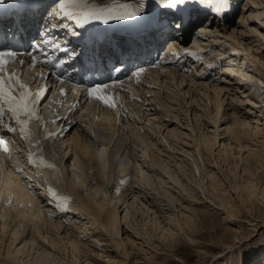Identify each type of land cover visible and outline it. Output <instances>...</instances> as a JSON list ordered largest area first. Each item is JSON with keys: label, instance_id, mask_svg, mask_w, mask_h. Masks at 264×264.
<instances>
[{"label": "bare ground", "instance_id": "1", "mask_svg": "<svg viewBox=\"0 0 264 264\" xmlns=\"http://www.w3.org/2000/svg\"><path fill=\"white\" fill-rule=\"evenodd\" d=\"M97 1H99V3H105L109 0ZM245 4L246 7L243 6L239 9V21L236 25L231 22L230 18L234 15V12L238 11H234L235 9L233 11H230V9L223 20L217 19L213 24H209V22L206 21L205 25H203L204 21L201 23L199 22L200 24L198 23L196 34L199 37H208L207 43L201 42L202 44H199L200 42H198L196 43L198 45L193 43L191 49L184 50L187 53H192L189 55L190 57H187L185 52L182 53V50H179L177 46L172 47V50L175 53L174 56H179L176 63L168 64L163 71L157 74L154 73V75L147 80L146 78H148V76L146 73L144 77L139 79V83H137L136 86L129 88V93L127 94L129 98L130 95L137 96L139 101L135 102L132 99L128 101L126 100L127 97L125 99L122 95H120V101L123 104V108L128 107L126 106L128 105V102L129 106H131L130 116L125 115L122 120L117 116L115 111L106 107H104V109L88 107L76 116L77 122L72 123L71 117L68 118V121H61L62 128L60 127L58 133L61 134L64 132V134L61 138L55 137L53 142H60L64 147L63 151H67L64 152L63 155H60L55 151L53 142L50 143L51 141H49L45 145V156L49 162H53L58 166V171L52 170L50 174H43L41 171H37L36 174L27 175L28 178L33 179L32 183L34 185H39L42 190H40V188H37V190L32 189L30 188L31 184L26 183L23 179L20 181L18 177H13L11 173L8 174L3 171L2 166L4 158H8L15 166L24 169L26 167L28 149L31 148L34 153L38 152V149L33 147L32 144L26 142V145H22V141L19 139L12 137V135L11 137H8L11 140L12 146L14 144L16 146L10 147L11 156L0 152V175L3 176V185L0 187V264H81L80 259L83 257L86 259V264H93V261H89L93 258L97 259L96 264H99L100 262H98V259L102 258V254L104 253L107 254L105 255L106 261H110V258L112 261L117 260V256L114 255L112 251L107 250L108 248L104 246L105 244H103L104 242L101 241V239H103V236H106V240L108 239V241H110L109 243H111L115 249L120 250L121 248L123 250V242L119 240V236L123 230L122 225L120 226V220L134 232L143 230V227H139L135 221V215H137V213L135 214V212H133V208L130 207L135 204H130V200L128 199V195L131 194V199L134 200V203H138L137 201L139 200H147L142 196L139 198V189H141L140 187L143 184L145 187H148L149 190H160L162 192V196L166 198V201L174 207L177 208L176 203H179L180 206H186V208L192 213L200 214V220H197V218H193L192 215L185 216V213L179 209L178 212L180 215H178V226L180 228V232H182L180 234H177V232L170 229V227H165V224L160 225L161 223L155 216L154 218H151L149 221H153L151 222V225H154L156 228L158 227L159 230L162 229V234L158 237L161 242H164L166 239L168 244L173 242L169 241L167 232L173 235L176 233V236L179 239L187 238L190 242L196 241L199 238V233L201 237L207 234L211 239H213L214 235H212V233L218 232L219 238L216 239V242L217 244L223 246L225 250H221V252H219L217 247L206 246L202 239L201 248L199 249L201 251L200 253H203L206 256L209 254L214 256L216 254L215 257H212L214 258L212 261L208 259V261H204L202 264H207L209 261V264H224L226 260L229 261V255L231 256L232 254H229V252L233 250L232 247L235 243L229 240L230 217L228 214L219 218L218 216L220 213L218 209L211 212L210 205L201 201H198L197 204L189 203L187 206L186 203L185 205L174 193L164 189L159 183L158 185H155V182L151 180L150 177H146V170H143V167L139 165H137V167L133 166L134 164L132 160L130 161L132 164L128 161H122L114 166V157L113 154L111 156V149L113 147V139H117V145L119 146L118 149L121 150V148H123L125 144L124 141L126 142V140H124L123 131L126 130L131 132L132 130L129 128V122L134 120L137 125L141 124L139 121H143L142 123L149 122L150 128L153 126L158 130L156 134L159 136L161 143L167 144L168 150H181L182 153H185L187 156L192 158V164L200 174L199 177L201 183L204 182V179L201 177L200 163L197 161L198 159H196L195 154L192 151L187 152L189 148H185L186 150H183V146L180 149H175L180 144H177V146H174L175 148H173L174 144L172 143H179L183 132L176 127L171 130L168 129L167 133L164 135L161 130L164 127L165 130L168 127L167 124L175 123L174 120L180 121V118L182 117L181 116L179 118V113L171 110L170 106H167L161 101V98H153L152 95L155 93L154 90L151 91L152 88L157 89V87H159V91L164 90L162 82L167 80V76L171 77L173 83L176 84V90L172 93L175 98L183 99L185 103L184 97L188 99L189 97H191V99H195L197 98V96H195L196 93L199 94L202 92L206 97L207 102L205 103H207V106L201 108L205 113L210 111V113H206L204 117L208 116V121H211L215 126L212 129L214 130L212 137L206 135L208 133L202 131L203 126L205 129L209 125L206 123L202 125L201 121H199L201 120L199 119V116H203V114H198L197 112L199 111H195V120L199 126H194L198 127L197 129H199V131L198 135L196 134L195 137H193L195 140L193 144H195L197 155L200 160L204 162L203 157H205L209 162L210 156H213V152H215V145L219 142V138H221L219 136V128L222 127L221 131H223L226 136H222V148L218 151V153H214V155L216 154L220 164L222 163L223 166L226 165V167H232L230 168V172L232 171L230 174H233L234 180V183L231 181L232 188L234 190H238V195H240L242 202L247 203L248 208L251 209V214L256 218H261L264 222V178L261 176V174L264 173V124L262 123V127L260 124L261 119L252 118L250 116L249 111L251 109L248 107V113L244 112L243 109L240 108L230 109L228 117L224 120L225 124L219 125L220 119L224 117V115L221 117L223 107L222 104L224 102L223 97L225 95V93L223 94V90H230L228 85L216 83L212 86L209 83L207 76L202 75L197 78L195 75H192V77L188 73L189 75H186L185 77L184 74L188 68H190L189 60H191V58L194 59L192 60L193 62L196 61L198 63V61L200 62V60H202L205 64L212 65L214 62L208 60L213 53H215V50H222L225 53H227L228 50H233L236 54L242 53V56H228V54H224L222 56L219 54V58L224 57V59L221 58V62H223L224 66L221 71H228L236 74L235 79L220 76L222 79H226L224 80L229 83V86L233 84L238 90L246 87L242 90L243 98L246 101H244V104L246 105L248 103L255 110H257L256 107H260L262 109L260 112H263L264 106L257 105L258 102L248 93L249 89L247 86L252 81L257 79L264 87V0H246ZM234 6L236 8V5ZM253 19L257 20L255 21ZM231 23H233L232 27L230 26ZM184 38L182 40L177 38V40L181 46L187 48L188 45L185 43ZM195 40L198 41V37ZM206 49L207 51H204ZM205 52L207 53L204 54ZM181 62L183 64H181ZM180 64L185 70L179 69ZM231 64L234 65V69L231 67ZM193 69L199 73L197 69ZM249 71H252L253 73H250ZM187 77L190 79L187 80ZM236 78H240L239 82L241 85L237 84L238 82L236 81ZM140 81H144L146 85L141 84ZM184 81L185 83L187 81L186 85L188 84L189 88L194 87L193 90L186 89L183 91L182 88H185V86H183ZM200 87H202V89ZM209 88L212 89V94L207 90ZM163 92L164 91L160 93L158 92V96H160ZM171 92V89L166 88V94L171 95ZM178 93L180 94L178 95ZM240 97L238 96L236 98L240 99ZM50 98L51 97L49 96V99ZM256 98L260 104L264 103L263 99H260L259 97ZM240 100L243 101V99ZM152 102L154 104H152ZM193 102H195V100H193ZM155 104L163 109L162 116L165 118L161 123L154 120L158 119L157 111L159 110L153 107ZM209 105H212L211 108L213 107V110L208 109ZM54 109L55 108L48 105V109L46 108L47 114L50 115ZM189 109L191 110L190 107L185 110V112H187V116L189 114ZM145 110L150 111V114H146ZM149 115H151L150 117H153L152 115L156 116L155 118L150 119ZM79 117L81 118L77 119ZM158 117L160 119L161 116ZM118 119L119 122H117ZM99 125L105 128V131L110 134L109 141L100 142L102 144L98 143V146H96L93 151L91 142L95 139L93 135L94 128ZM194 126L189 125L191 130L196 133L195 131L197 129L195 130ZM50 128L51 124H47V129ZM2 130L4 132V129ZM149 146H147V150L142 153V157L157 161L158 154H156V143L150 142ZM159 148L160 146H158V150H160ZM238 151L243 152L240 154ZM245 153L247 154L246 156H244ZM170 157L173 159L172 161L177 162L176 158L172 156ZM238 160H240L239 163L241 166L237 164ZM160 162H164L165 165H168V163L164 160ZM237 165L243 176L238 173ZM260 169L262 170L258 172ZM113 171L116 172L118 177H120V180H118V185L114 187L113 194H111L112 196L109 198L107 197L108 195H105L103 192L105 188L109 189L112 185L111 175ZM184 173L186 174V172ZM189 173V175L195 176L194 169H190ZM171 175L173 176V172H171ZM131 176L132 180H130ZM203 176L209 178V187H202L203 185L199 182L200 180L198 181L199 178L194 181L195 185L202 188L201 190L206 198L218 200V203H215L214 201L212 202L227 210L231 217L235 216L233 214L237 211V209H235L237 204L235 201L232 202V200H230L232 195L228 194L226 187H223L224 184L215 176L214 173H204ZM39 177L43 178L40 183L38 180ZM228 177L229 176H226V178ZM237 179H241L240 182L236 181ZM133 184H137V186H133ZM49 188L53 189L59 195H67L72 198L67 205V211H59L54 205L50 206L48 204V200L45 198L48 196ZM208 188H211L214 192ZM185 190H188L187 186L185 187ZM222 193H226L228 195H221ZM10 197L11 203L8 202ZM45 206L48 208L54 207L55 211L46 215L44 210ZM120 206H124V209L121 210ZM136 210L140 211L139 208ZM149 210L152 212L154 209H147V212L141 210V213L148 216ZM121 212H124L123 217L121 216L122 214H120ZM61 213L77 214L78 217H84L87 221L83 223L80 220L76 221L79 219L78 217L77 219L76 217H73L75 218L73 222L70 221L69 223H66L68 225H62L61 223L63 220L61 222L59 217L55 216L54 218V215ZM153 213L156 215L157 211L152 212V214ZM47 216H50L51 218L45 219ZM70 218L71 217H68V219H65L64 221H67ZM241 218H244L245 220L248 219L245 214ZM142 219L143 218H140V221ZM78 223L80 224L79 226L82 225V229L78 226ZM87 224L91 227L87 228ZM42 226H46L45 231L42 229ZM66 226L69 227L66 228ZM84 228L85 231L88 229L86 233H89L91 229L99 233H96L97 236L93 235L96 244L94 242H90L89 244L87 242H83L82 236L85 235V231H83ZM71 230L75 233V236L71 235ZM144 230H146V228H144ZM125 235L129 238L128 233H125ZM249 235L250 234H248V236ZM147 236L149 240L153 237V235L149 234ZM245 237H247V234H244L241 238H238V240L240 241ZM233 238H236V236L234 235ZM98 245H103V253H100L101 251L98 248ZM170 246L168 245V247ZM251 251L252 253L250 251L245 254L240 253L238 260L236 258V264H245L246 260L249 259L248 257L253 254L254 249H251ZM121 254L122 256L123 254L127 255L124 250ZM24 255L26 256L24 257ZM69 259L70 261H68ZM117 262L123 263L119 259Z\"/></svg>", "mask_w": 264, "mask_h": 264}, {"label": "rangeland", "instance_id": "2", "mask_svg": "<svg viewBox=\"0 0 264 264\" xmlns=\"http://www.w3.org/2000/svg\"><path fill=\"white\" fill-rule=\"evenodd\" d=\"M245 3H246V0H239L238 1L239 8H242L243 6L246 7ZM238 12L239 11L234 12V15L232 17H230L231 22L235 23L234 25H236L239 21ZM253 20L256 21L257 19H253ZM233 23L230 24L231 27L233 26L232 25ZM259 24H261V23H259ZM261 25H263V24H261ZM197 37L198 36L196 34L195 38H197ZM207 40H208V37L200 36V37H198V41L194 40L193 43L195 45H198L196 43H198L199 41H203L204 43H207ZM185 43H186V40H185ZM199 44H202V43H199ZM204 51H207V49ZM206 53L207 52H205L204 54H206ZM200 61H202V60H200ZM193 68L197 69L199 71V73H197L196 70L194 71ZM190 70H192V71H190ZM202 71H204L203 66H197V62L193 63V61H191L190 62V68H188V70L184 74H185V77H186V75L190 74V76L195 75L198 78V77H200V74H201L200 72H202ZM204 72H206V71H204ZM249 72L253 73L252 71H249ZM216 74H219V73L217 72ZM216 74H212L210 77L207 76V78L209 79L208 80L209 83L212 86H213V84H216V83H218V84L220 83L222 85L226 84V85H228V88H230V90L223 88L224 89L223 94L225 93V95L223 97L224 102L222 104L223 107H222L221 117H223V115H224V117L220 119L219 125L225 124L224 120L228 117V113L230 112V109L240 108V109H243L244 112L248 113V111H249L248 109L250 108L251 109L249 111L250 116L252 118L261 119L260 124L263 127L264 109H263V112H260V110H262L260 107H256L257 110H255L252 107H250V105L248 103H247L248 105L244 104L245 100L243 98L242 90H244L246 87L244 89L238 90L235 87V85H233V84H231L229 86V83L227 81H225L226 80L225 78H224L225 80L222 79L220 74L218 75V77ZM223 77H225V76H223ZM189 79L190 78L187 77V80H189ZM221 82H223V83H221ZM186 83H187V81H186ZM186 83H185V81L183 82V86H185V88H182L183 91L186 89H192L193 90L194 87L189 88L188 87L189 85L188 84L186 85ZM233 83H235V82H233ZM258 83H259V80H257V79L252 81L247 86V88L249 89L248 93L251 96H253L254 99L258 102L257 105L264 106V103L260 104V102L256 99V97H259L260 99H263V101H264V98H263L264 97L263 96L264 95V87L261 85V83H259V84ZM162 84L164 85V90L159 91V87H157V89H155V88L151 89V91L152 90L155 91V93L152 94L153 98H155V97L157 99L161 98V101L163 103H165L167 106H170L171 110H174L175 112L179 113V118L181 116L182 117L180 118V121L174 120L175 123H173V124H175L176 126L173 124H167L168 127L164 130L165 127L162 126L164 128L161 127L162 128L161 130L163 131L164 135L167 133L168 129L171 130L172 128H176V127L179 128V130H181V132H183L182 137L180 136L181 137L180 142L176 143V144L172 143V144H174L173 148H175L174 146H177V144H180L175 149H177V148L180 149L183 146L184 147V148L182 147L183 150H186L189 148L187 152L192 151L195 154L196 159H198L197 161L200 163V167H201L200 172L202 174L201 177H202V179H204V182L201 183V180L199 177L200 174L197 172L195 166L192 164V158L187 156V154L182 153L181 150H177V151L176 150L175 151L174 150H168L167 144L161 143L159 136L156 134L158 130L153 126H151V128H150L149 122L148 123L147 122L142 123L143 121H139L141 123L140 125H137L136 121H134V120L129 122V124H130L129 128H131L132 130H131V132H128L126 130L123 131L124 140H126V142L124 141L125 144H124L123 148H121V150L118 149L119 146L117 145L118 144L117 139H113V144H112L113 147L111 149V156L113 154L114 166H116L115 164L121 163L122 161L123 162H127V161L130 162L132 160V162L134 164L133 166L137 167V165H139V166L143 167V170H146V173H147L146 177H148V178L150 177V179L155 182L154 183L155 185L156 184L158 185V183H159L164 189L174 193L177 197H179L185 205H186V203H187V206L189 205V203L190 204H197L198 201H201L203 203H206L207 205L208 204L210 205L211 212H214V211H216V209H218L219 213H220L218 216L219 218L224 217L225 214H228L230 217L229 218V221H230L229 222V226H230V228H229V240H231L235 244L232 247L233 250L229 252V254L232 253L231 256L229 255V261H227L225 259L226 261L224 262V264H236V262L238 260V256H240V253L245 254V253H248L249 251L252 253L251 249H254L253 254H251L250 257H248L249 259L246 260L245 264H263L264 263V246H263L264 245V242H263V240H264V222L261 218H256L251 214V212H250L251 209L248 208L247 203L242 202L240 195H238V190H234L232 188V183H234L233 174H230L232 172V171L230 172V168H232V167L231 166L226 167V165L223 166L222 163L221 164L219 163V160L217 159L216 154L214 155V153H218V151L222 148L221 147L222 146V139H221L222 136L223 137L226 136V134L223 131H221L222 127L219 128V136L221 138H219V142L215 145V152H213V156H210L209 162L207 161V159L205 157H203L204 162H202L200 160L199 156L197 155L195 144H193L195 142L193 137H195L196 134L198 135V131H199V129H197L198 127H196V126H199L195 120V111L196 110L199 111V112H197L198 114H200V113L203 114V116H199V119H201V120H199L197 118L199 121H201L202 125L204 123L209 125L205 129L203 126L202 131L207 132L208 134H206V135H209L211 137L213 135L214 130H212V129L214 128L215 125L211 121L210 122L208 121V116L204 117V115H206V113H208V114L210 113L209 110H213L212 109L213 107L211 108L212 105H209V107H208L209 112L205 113L201 107L207 106V103H205V102H207V100H206V97L203 95L202 92H200L199 94L196 93L195 96H197V98H195V99H191V97H189V99H188V98H185L183 96L185 99V103H184L183 99L175 98V96L172 94L176 90V84L173 83V80L171 79V77L167 76V80L162 82ZM166 88L171 89V91H172L171 95L166 94ZM200 88L202 89V87H200ZM207 90L210 91V93L212 94V91H211L212 89L209 88ZM162 91H164V92L161 93L160 96H158V92L160 93ZM179 94L180 93H178V95ZM167 96H168V98H167ZM238 96L239 97L241 96L240 99H243V101L236 98ZM235 99H238V100H235ZM175 100H177V101H175ZM193 100H195V102H193ZM172 101H175V102H172ZM138 103H140V102H138ZM249 103H251V102H249ZM152 104H154V103L152 102ZM155 105H153V107H155L159 110L157 111L158 115L156 114L158 119H154V120H156V122L161 123L163 121V119L165 118L164 116H162L163 109L161 107H159L157 105L155 106ZM199 105H202V106H199ZM188 107H190L191 110L189 109V114L187 116L186 115L187 112H185V110H187ZM145 112H146V114H150L149 113L150 111H148V110H145ZM156 115H152L153 117H150L151 115H149V118L153 119V118H155ZM158 116H161L160 119ZM80 118L81 117H79L77 119H80ZM159 120H161V121H159ZM206 124H205V126H206ZM146 125L148 128L146 127ZM186 125H188V126H186ZM189 125H193V126L196 125V126H194L195 130L197 129L195 131L196 133H194L193 130H191V127H189ZM105 130L106 129L100 125L98 127L94 128V134L93 135H94L95 141L92 138V140H93L91 142L92 150L95 149L96 146H98V143H100L102 141L106 142L107 140L109 141L110 134ZM192 132L194 135L192 134ZM184 133H185V135H184ZM187 133H188V135H187ZM139 138H141V139H139ZM225 139H223V140H225ZM150 142H152V143L155 142L157 145V147H155V148H157L156 154L159 155V156L157 155V158H158V160L156 158L157 161L151 160L150 158L142 157L143 156L142 153L145 150H147L146 148H147V146H149ZM100 144H102V143H100ZM162 145H163V147H162ZM53 146H54L55 151L60 155H63V153L67 151V150L63 151L64 147L60 142H57V143L53 142ZM158 146H160V148H159L160 150H158ZM236 150H239V149H236ZM238 152H240V151H238ZM242 152H240V154H242ZM182 155H184V156H182ZM246 155L247 154L245 153L244 156H246ZM170 156L176 158L178 164H177V162L172 161L173 159ZM162 160L167 162L168 165H165L164 162L163 163L160 162ZM132 162H130V163L132 164ZM239 162H240V160H238L237 164L241 166V164ZM160 163H161L162 168L160 166ZM238 165H237V167H238ZM190 169H194L195 176L189 175ZM261 170L262 169L258 170V172ZM170 171L173 172V176L171 175ZM184 172H186V174ZM204 173H214L215 176L224 184L223 187H226L228 194L232 195L230 200H232V202L235 201V203L237 204V206L235 208V209H237V211H235L234 212L235 214H233L235 216L231 217L230 214L227 212V210H225L224 208H222L219 205H216L215 203H218V200H215L213 198H211V199L206 198L203 194V191L201 190L202 188H199L197 185H195L194 181L199 178L198 181L200 180L199 182L201 183V185H203L202 187H205V188L209 187L210 180L208 177L203 176ZM238 173H240V175L243 176L239 167H238ZM226 176H229L230 179H229V177L226 178ZM261 176L264 178V173L261 174ZM118 180H120V177H118L116 172L113 171V173L111 175L112 185H111V187H109V189L105 188L104 192H103L105 195L106 194L108 195L107 197L110 198L112 196L111 194H113L114 187L116 185H118ZM130 180H132V176H131ZM240 180L241 179H239V180L237 179L236 181L240 182ZM180 181H181V184H180ZM231 181H233V182L231 183ZM133 186H137V184H133ZM186 186L188 187L187 191L190 194L185 190ZM140 188L141 189H139V191H140L139 198H141V196H142V197H145L147 200H143V201L139 200V201H137L138 203H134V200L131 199V194L128 195V199L130 200L129 201L130 204H135V205H132L133 207L130 206L131 208H133V212H135V214L137 213V215H135V217H136L135 221L137 222L139 227H141V226L143 227V230H144V228H146V230H144L146 232H144L143 230L134 232L132 229L128 228L120 220V226L122 225L123 230L121 232V235L119 236V238H120L119 240L123 242V245H124L123 250L127 253V255L123 254V256H122L121 252L123 253V250L121 248H120V250L115 249L113 247V245L111 243H109L110 241H108V239L106 240V238H105L106 236H103V239H101V241L104 242L103 244H105L104 246H106L108 248L107 249L108 251H112V253H114V255L117 256V260L112 261V259L110 258V261H106L105 255H107V254L104 253V254H102V258L98 259V262H100L99 264H101V263H105V264H135V263H138V264H202L204 261H208V259L212 261L214 259L212 257L216 256L215 253H214L215 254L214 256H212L210 254L208 256H206L205 254L200 253L201 251L199 249L201 248L202 239H203L206 246L217 247V250L219 252H221V250H225L223 246L217 244V242H216V239L219 238L218 232L212 233V235H214L213 239H211L207 234L201 237L200 233H199V238L194 242H190L187 238H180L179 239L176 236V233L173 235V234H169V232H167V236L169 238V241H173V242L168 244V241H166L167 239L164 240V242H161V240H159L158 237L162 234V229L159 230L158 227L156 228L154 225H151L152 224L151 222H153V221L149 222L151 218H154V216H155L157 218V220H159V222L161 223L160 225L165 224L166 225L165 227H170V229H173L174 231H176L177 234H180L182 232H180V228L178 226V215H180L178 210L181 209V211L185 213V216L192 215V217L195 219L197 218V220H200V214L199 213H195V214L192 213L190 210H188L186 208V206H180L179 203H176L177 208L174 207L168 201H166V198H164L162 196V192L160 190L159 191L149 190V188L145 187L144 184ZM208 189L211 190V188H208ZM40 190H42V189L40 188ZM211 191L214 192V190H211ZM219 193H221V192H219ZM228 194L222 193L221 195L227 196ZM45 199L48 200V196ZM148 200H149V202H148ZM212 201H214L215 203ZM195 207H198V206H195ZM120 208L122 210V209H124V206H120ZM137 208H139L140 211L136 210ZM151 208L154 209L152 212L157 211L156 215H154V213L152 214V212H150L151 210L148 211V216L145 214L143 215L141 213V210H144V212H147V209H151ZM44 210H45L46 215H49L52 211H55L54 207L48 208L47 206L44 207ZM49 210H51V211H49ZM120 214H122L121 216L123 217L124 212L123 213L121 212ZM242 214L243 215L245 214V216H247L248 219L245 220L244 218H241L243 216ZM55 216L59 217L61 222L63 220V222L61 223L62 225H68L66 223H69L70 221L73 222V220L75 219L73 217H76V219L78 217L77 214H73V213L56 214V215H54V218H55ZM141 216H143V217H141ZM68 217H71V218L67 221H64L65 219H68ZM50 218H51L50 216H47L45 219H50ZM78 218L79 219H77L76 221L80 220L83 223H85L87 221L86 219H84V217H78ZM140 218H143V219L140 221ZM183 218H185V217H183ZM144 219H145V221H144ZM248 220H251V221H248ZM79 225L80 224L78 223V226ZM81 226H79V227H81ZM42 227H43L42 229L45 231L46 226H42ZM68 227L69 226H66V228H68ZM88 227H91V226L89 224H87V228ZM82 228L83 227H81V229ZM232 229H234V230H232ZM87 230L88 229H86V231H85V228L83 230V231H85L84 232L85 235L82 236L83 242H87L88 244L90 242L95 243L93 235H96V233H98V232L91 229L89 231V233H86ZM70 233H71V235L75 236L74 235L75 233L72 230ZM125 233L129 234V238L126 237ZM148 234L153 235L151 240L148 239V236H147ZM244 234L245 235L247 234V237H245L239 241L238 238H241ZM248 234H250V235L248 236ZM234 235L236 236V238H233ZM168 245L169 246L171 245L170 246L171 248L168 247ZM102 246L103 245H98V248L101 251L100 253H103V247ZM25 256L26 255H24V257ZM236 258H237V260H236ZM118 259L121 260L123 263L117 262ZM85 260H86L85 257L81 258L80 259L81 264H86ZM96 260L97 259L93 258L92 260H89V261L90 262L93 261V264H96ZM68 261H70V259ZM209 262H207V264H209Z\"/></svg>", "mask_w": 264, "mask_h": 264}, {"label": "snow or ice", "instance_id": "3", "mask_svg": "<svg viewBox=\"0 0 264 264\" xmlns=\"http://www.w3.org/2000/svg\"><path fill=\"white\" fill-rule=\"evenodd\" d=\"M39 3L40 0H0V14H3V19L12 20L13 25L15 24L14 16L19 15L23 21L28 12L34 8H36V14L31 18L32 21L36 23L44 21L38 33L39 42L32 40L25 48L22 40L18 38L22 35L19 29L9 25L5 30L0 20V128L4 129V132L0 133V152L10 156L11 140L8 139V135L18 134L21 140L38 149L37 153H34L31 148L28 149L26 158L28 165L36 169L53 171H58V166L47 160L46 148L42 140H50L54 134L49 133L42 138L36 136V132L43 131L47 123L39 109L49 89L44 86L35 92L32 91L29 83L21 80L23 68H36L38 63L43 67L51 65L48 73L38 72L33 83L44 84L49 73L54 72L59 83L67 82L74 88H83L87 93L86 102H97L115 111L120 117L121 110L125 115L127 110L123 109L119 91L116 89L125 91L126 81L138 83L147 68L143 64H135L131 56L127 61L116 56L111 47L112 37L89 31L88 25L93 22L109 24L113 21H136L141 33L139 38L147 41L149 36L155 37L161 34L164 28L175 36L182 34L193 19L204 12L211 14L212 19L209 20V24H213L217 19L223 20L232 7V0H147V2L138 0L135 4L121 3L120 0H113L112 4L97 3L96 0H51L50 3L37 7ZM153 4L161 10L155 16ZM53 7L56 9L55 13L51 11ZM9 9H12L13 16H7ZM52 18L58 19L60 23L53 25ZM65 20L70 23H64ZM60 27L67 31V36L57 38L51 34L50 29ZM175 36H170L173 42H175ZM69 37L80 41V45L76 48L69 47L67 42ZM118 46L122 49V54L128 53L124 41H121ZM61 52L66 55L56 57V53ZM104 53L108 54L107 58H115L109 70L110 79L103 82H85L83 76L79 82L74 79V73L88 70L86 65L80 64L78 67L73 64L77 57L82 54L89 58L92 55L103 57ZM136 59H139V54H136ZM14 64H19L21 67L19 69L11 67ZM69 64H72V67L65 68ZM154 66H156L155 62L149 65V67ZM125 72L127 75L121 78L119 74ZM65 76L68 77L67 81ZM60 91L61 95L66 94L65 89L61 88ZM11 167L17 175H23V169L16 168L15 165ZM2 185L3 176L0 175V187ZM71 199L67 195H59L51 188L48 189V203L54 205L59 211H67V205ZM8 202L11 203V197Z\"/></svg>", "mask_w": 264, "mask_h": 264}]
</instances>
